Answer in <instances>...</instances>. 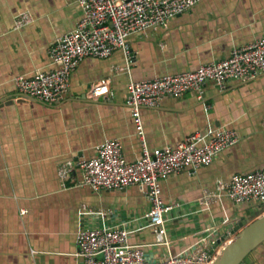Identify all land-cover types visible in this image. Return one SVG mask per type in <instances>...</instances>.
<instances>
[{"label":"crops","instance_id":"obj_1","mask_svg":"<svg viewBox=\"0 0 264 264\" xmlns=\"http://www.w3.org/2000/svg\"><path fill=\"white\" fill-rule=\"evenodd\" d=\"M83 16L78 0H0V264H84L76 256L79 233L119 226L132 244L145 246L149 261L202 246L212 252L243 219L264 215V203L236 204L221 185L264 169V73L229 81L224 91L207 82L201 101L189 91L141 110L151 152L217 129L240 138L212 164L159 181L173 206L165 215L168 245L158 244L145 186L97 192L79 185L77 166L113 139L128 162L138 161L144 145L127 105L130 83L197 71L264 38V0H202L167 26L131 36L130 56L118 50L85 58L61 104L20 97L15 79L58 69L49 50ZM104 78L113 97L93 99L91 85ZM244 264H264V244Z\"/></svg>","mask_w":264,"mask_h":264},{"label":"built area","instance_id":"obj_2","mask_svg":"<svg viewBox=\"0 0 264 264\" xmlns=\"http://www.w3.org/2000/svg\"><path fill=\"white\" fill-rule=\"evenodd\" d=\"M201 1L78 0L83 18L75 30L61 37L49 50L52 63L59 68L49 73L37 72L31 77H17L15 85L19 96L46 105L61 104L70 89L72 73L85 58L107 59L118 50L130 56L128 40L131 36L153 27L167 26L172 18L192 10ZM24 17L25 22L31 21L28 14ZM263 73L264 38L234 49L229 57L202 65L197 71L131 82L127 105L143 140L142 157L136 162H128L122 143L108 140L97 147L95 158L78 162L82 172L79 185L89 186L97 192L145 186L152 206L148 218L154 226L158 244L168 245L165 215L173 206L164 201L159 181L183 171L195 173L212 164L221 152L236 145L240 138L234 130L217 129L206 135L197 133L177 147L151 152L144 140L141 110L157 108L164 97L180 98L189 91L201 101L207 82L224 91L229 81L247 82ZM90 94L93 99L113 97L111 80L104 78L93 83ZM221 185H225L226 195L236 204L264 203V169L236 174ZM232 239L217 245L212 242L216 246L212 252L202 246L189 255H169L159 261H149L145 246L132 244L126 227L91 228L79 233L76 256L84 264H214Z\"/></svg>","mask_w":264,"mask_h":264},{"label":"water","instance_id":"obj_3","mask_svg":"<svg viewBox=\"0 0 264 264\" xmlns=\"http://www.w3.org/2000/svg\"><path fill=\"white\" fill-rule=\"evenodd\" d=\"M232 241L217 257L214 264H244L246 259L264 244V215L248 223L236 225Z\"/></svg>","mask_w":264,"mask_h":264}]
</instances>
